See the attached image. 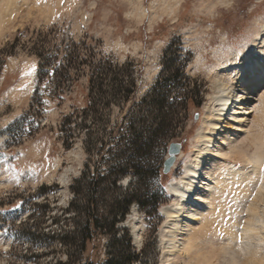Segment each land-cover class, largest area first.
<instances>
[{"label":"rangeland","instance_id":"374dc122","mask_svg":"<svg viewBox=\"0 0 264 264\" xmlns=\"http://www.w3.org/2000/svg\"><path fill=\"white\" fill-rule=\"evenodd\" d=\"M12 1L13 10L0 31V264L81 263L75 259L74 246L62 244L59 237L73 227V213L67 208L72 198L70 184L84 167L82 139L87 128H82L72 147L65 150L55 125L61 113H72L75 105L83 109L89 87L87 74L80 73L73 84L67 81L70 87L60 107L48 92L49 80L38 82L40 59L52 58L56 65L72 43L96 52L113 73L123 63L132 64L122 77L135 81L132 100L122 102L119 95H110L108 82L103 81L99 124L94 130L108 143L111 130L126 111L133 117H146L148 106L140 107L139 99L162 68H183L184 79L176 89L169 88L170 96L199 90L159 155V176L147 185L149 192L163 185L157 210L146 213L132 203L115 229L117 237L126 234L139 253L133 264H226L217 214L202 220L200 229L191 233L195 247L188 250L180 246L171 253L162 244L166 218L161 209L174 202L168 184L184 175L202 116L215 95L212 68L251 44L264 25V0ZM113 73L104 72L102 77L116 75ZM36 86L44 104L40 119L26 114ZM199 99L200 105H194ZM256 104L254 100L251 106ZM84 116L89 126L90 114ZM256 117L250 108L246 115L249 135L239 138L238 145L247 155L255 150L250 133ZM170 142L180 143V151L169 172L163 174ZM230 156L224 162L235 168L243 166V158L236 152ZM95 159L91 158V171ZM133 183L134 179L125 175L116 188L104 185L105 198L119 199ZM41 185L44 189L40 193ZM253 193L256 186L252 182L249 191L240 195V209ZM108 237L100 234L89 241L81 259L103 260L110 247Z\"/></svg>","mask_w":264,"mask_h":264},{"label":"trees","instance_id":"16d2710c","mask_svg":"<svg viewBox=\"0 0 264 264\" xmlns=\"http://www.w3.org/2000/svg\"><path fill=\"white\" fill-rule=\"evenodd\" d=\"M51 60L53 61L52 58L40 59L38 82H42L44 78L49 80L48 92L57 101V107L62 105L61 102L69 90L67 81L73 84L80 73H86L89 84L87 94L84 96L83 109L75 105L76 109L72 113L69 111L61 113L55 125L57 138L65 150L72 147L81 129L87 128L82 139L86 155L84 167L70 184L72 198L67 208L73 213V227L67 232L64 231L59 240L62 244L74 246L76 253L74 256L78 263L81 262L80 264H133L138 260L139 253L131 246L126 234L117 237L115 226L118 221L125 218L132 203H136L146 213L157 210L163 194V185L161 184L156 192H149L147 185L151 179L159 176V155L171 138L173 127L179 125L188 105L192 104L193 95H199V90L192 91V88L179 96H170L169 88L176 89L184 79L183 68L180 66L162 68L153 84L139 99L140 107L148 106L146 117H133L129 110L126 111L111 130L109 135L111 140L108 143L103 140L102 134L94 130L99 124L98 99L101 97L102 87L106 85L103 81L108 82L106 86L109 87L110 95H119L122 102L132 100L136 93L135 81L122 78L124 71L127 72L132 66L131 62L123 63L118 72L113 73L110 66L109 69L106 68L105 61L99 58L96 52L86 50L83 44L78 47L74 43L68 46L61 62L54 65ZM104 72L116 75L102 77ZM119 72H122L121 75H118ZM200 102L199 99L193 104L199 106ZM43 106L39 87L36 86L26 114L28 116L33 114L40 119ZM85 114H90L89 126H86ZM76 118L78 121L74 123ZM125 119H128V123L124 125ZM39 125L41 128L45 127L41 120ZM93 156L96 159L91 171L89 164ZM103 166L104 169L101 170ZM125 175H130L134 179V186L119 199L108 196L105 198L104 185L116 188L119 180ZM43 189L41 185L40 193ZM102 206L104 211L101 210ZM100 234L109 236L110 242L104 259L99 262L82 260L81 255L86 244Z\"/></svg>","mask_w":264,"mask_h":264},{"label":"bare ground","instance_id":"6f19581e","mask_svg":"<svg viewBox=\"0 0 264 264\" xmlns=\"http://www.w3.org/2000/svg\"><path fill=\"white\" fill-rule=\"evenodd\" d=\"M13 4L0 0V31ZM212 72L216 91L195 135L191 160L184 175L168 184L174 202L161 209L166 218L163 248L171 253L180 246L192 249L191 233L200 229L202 220L217 214L226 264H264V25L251 44L241 53L234 51ZM254 100L257 104L252 107ZM250 108L257 119L250 133L255 150L247 155L238 143L242 134L249 133ZM235 152L244 162L238 168L224 162ZM252 182L256 193L240 209V195L249 191Z\"/></svg>","mask_w":264,"mask_h":264},{"label":"water","instance_id":"95a60500","mask_svg":"<svg viewBox=\"0 0 264 264\" xmlns=\"http://www.w3.org/2000/svg\"><path fill=\"white\" fill-rule=\"evenodd\" d=\"M179 151H180V143L178 142L169 143L168 148H167V157L164 159L163 164H162L163 174H166L167 172H169Z\"/></svg>","mask_w":264,"mask_h":264}]
</instances>
